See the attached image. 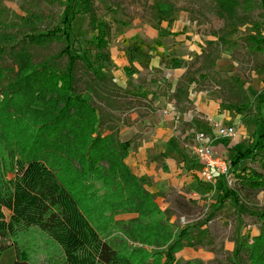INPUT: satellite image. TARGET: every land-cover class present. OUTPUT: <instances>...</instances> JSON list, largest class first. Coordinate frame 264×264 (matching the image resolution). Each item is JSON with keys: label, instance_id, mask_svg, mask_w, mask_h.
<instances>
[{"label": "trees", "instance_id": "1", "mask_svg": "<svg viewBox=\"0 0 264 264\" xmlns=\"http://www.w3.org/2000/svg\"><path fill=\"white\" fill-rule=\"evenodd\" d=\"M8 1L16 4L17 12L6 6ZM99 1L110 4L112 0ZM210 1L224 26L219 32L211 33L214 40L206 41L200 55H194L198 60L195 69L193 63L156 52V48L135 37L126 42L124 55L128 66L123 71L127 83L122 88L112 75L101 73L111 64L108 50L111 27L98 18L93 0H0V68L14 73V91H24L19 86L28 79L34 81L33 91L41 89L54 94L65 91L64 108L57 112L51 124L70 116H74L73 123L88 115L97 127V138H106L125 159L138 147L137 136L127 142L118 138L120 126L126 123V116L136 109L141 99L139 91L143 85L139 79L138 84L134 83L133 75L139 74L134 64L148 69L150 59L157 56L166 69H185L175 93L168 98L174 101L180 115L189 110L191 86L195 91H206L235 114H241L251 105L244 85L231 76L216 72L215 68L231 39L244 29L246 57L252 62L250 70L255 76L262 77L264 86V0ZM225 4L231 6L230 12L224 10ZM47 7L64 8L65 17L60 22L63 28L58 27L54 14L45 13ZM81 8L91 35L87 43L93 45L91 60L73 53L74 43L67 32ZM150 9L152 22L165 20L168 25L178 13L167 0H157L156 6H150ZM157 45L160 47L159 43ZM53 46L58 49L50 52ZM151 72L161 74L160 70ZM37 77L42 78L37 81ZM245 80L250 82L248 77ZM261 100L264 103V89ZM261 139L234 154L230 170L235 186L229 189L219 183V205L231 202L236 207H243L252 203L259 192H264V135ZM245 161L259 163L261 171L250 167L234 169ZM130 176L141 187L149 184L146 178H137L132 173ZM143 194L148 195L145 191ZM255 211L258 233L251 237L246 234L236 243L235 264H264V205ZM30 232L45 238L55 251L33 249L34 243L22 242ZM186 234L181 231L174 246L169 248L168 264L172 262L171 256L183 247H195L202 239H209L204 229H199L194 236ZM31 248L32 252L27 250ZM8 249L14 252L13 264H133L100 235L80 209L73 193L51 168L34 158L15 163L11 179L6 180L0 175V256Z\"/></svg>", "mask_w": 264, "mask_h": 264}, {"label": "rangeland", "instance_id": "2", "mask_svg": "<svg viewBox=\"0 0 264 264\" xmlns=\"http://www.w3.org/2000/svg\"><path fill=\"white\" fill-rule=\"evenodd\" d=\"M167 1L178 9L169 25L165 20L151 21L150 6H156L157 0H112L110 4L93 0L98 18L111 27L108 46L111 64L101 73L111 75L121 69V62L128 64L124 55L128 46L126 42L137 37L129 38L132 30H142L144 39L137 38L150 47L157 48L159 43L161 47L158 48L165 46L167 49L173 43L178 48L177 56H187L190 59L188 63H193L194 69L198 66L194 55H200L206 41L214 40L211 33L219 32L224 21L215 14L210 0ZM6 6L18 11L14 2L8 1ZM223 7L226 12L231 11L230 5L225 4ZM44 11L46 14H54L57 23L59 22L58 27L63 28L60 22L65 17L64 8L47 7ZM71 22L67 32L70 41L74 43L73 53L91 60L93 45L87 43L91 35L83 8ZM246 37L244 29L240 30V34L231 39L219 61L221 67L225 66L222 68L224 72H231L236 78L243 80L254 106L259 105L257 112L262 120L259 119L261 124L257 125L258 132L255 135L256 141H259L264 134V103L261 102L264 86L262 77L255 76L250 70L252 62L246 57ZM57 49L58 47L53 46L50 52ZM171 55H176L175 51L168 52L166 56ZM144 70L143 77L135 75L134 78L141 79L148 91L154 87L146 82L148 74ZM246 77L250 79L249 83H246ZM41 78L37 77L35 80L39 81ZM33 82L28 79L20 83L19 87L24 91H14V73L0 68L2 178L9 180L13 177V169L18 161L25 162L31 158L41 160L73 193L80 209L100 235L133 264H142L143 261L144 264L170 263L167 253L174 246L178 234L182 231L194 236L199 229L206 230L209 239H202L197 246L191 248L183 247L182 240L180 245L183 248L171 256V264L237 262L234 256L236 243L242 236L247 234L251 237L258 231L255 209L264 205V192H259L252 203L236 207L231 202L216 204L218 192L204 187L202 190L207 191V197L192 200L184 195L174 196L171 205L164 208L165 202L158 201L157 195L151 194L145 186L141 187L131 179V171L125 164L123 154L106 138H97V127L90 116L83 115L73 123L74 116L68 119L62 117L51 124L57 112L60 113L64 108L65 91H57L56 94L40 91L41 89L33 91ZM71 109L66 108L68 111ZM251 109V114L246 115L257 116ZM186 144L192 150L193 143L186 141ZM249 167L261 171L259 163H250ZM214 182L216 185L217 180ZM211 185L214 186V183ZM144 191L148 195H144ZM22 242L34 243L33 249L51 253L55 251L51 243L35 232L25 235ZM27 250L32 252V248ZM13 255L12 249L5 250L0 256V264H12Z\"/></svg>", "mask_w": 264, "mask_h": 264}, {"label": "crops", "instance_id": "3", "mask_svg": "<svg viewBox=\"0 0 264 264\" xmlns=\"http://www.w3.org/2000/svg\"><path fill=\"white\" fill-rule=\"evenodd\" d=\"M142 34V30H132L129 38L137 36L144 39ZM172 51H175L176 54L173 57L184 62L190 60L185 55L177 56L178 48L173 43L167 49L165 46L156 48V52L164 55ZM121 64V69L112 72L111 75L120 87L125 88L127 77L124 75L123 68L128 64L125 62H121ZM134 67L139 71V74L135 75L143 77L144 69L137 64H134ZM224 67H221L219 61L215 71L231 76L244 85L241 78H236L231 72H224L222 70ZM152 70H160L161 74L153 73ZM144 71L148 74L146 82L154 88L147 91L142 83V91H139L141 99H139L136 109L126 116V123L120 126L118 138L121 142H127L137 136L138 143L137 149L129 152L125 164L135 177L148 180L149 184L146 189L151 194L157 195L158 201L165 202L163 203L164 208L171 205V199L174 196L184 195L192 200L198 197H207V191L202 190L204 187L218 192L219 196L218 188L221 182L219 179H216L217 182L216 185L214 183V186L200 183L199 173L202 166L186 144V141H191L190 137L186 138V132L193 129L212 136L213 151L231 162L237 151H244L258 142L255 135L258 132L257 125L261 124L259 119L262 120L257 112L259 105L254 106L248 88L244 86L251 105L246 110L247 112L235 114L227 106H222L220 99L208 95L206 91H195L191 86L188 91L189 110L180 115L174 101H170L168 98L175 93L185 69H166L161 64L160 58L153 56L148 69ZM135 75H133V80L138 84V78H134ZM139 80L142 82L141 79ZM251 108L257 113V116L246 115L247 113L251 114ZM215 125L234 126L236 136L229 140L216 138L214 135ZM249 164V161H245L234 169H243L249 167ZM221 183L226 188L223 182ZM257 233L258 231L253 236H256Z\"/></svg>", "mask_w": 264, "mask_h": 264}, {"label": "built area", "instance_id": "4", "mask_svg": "<svg viewBox=\"0 0 264 264\" xmlns=\"http://www.w3.org/2000/svg\"><path fill=\"white\" fill-rule=\"evenodd\" d=\"M214 135L218 139L229 140L235 137L236 128L234 126L215 125ZM186 136L191 137L193 155L202 166L199 173L200 180L203 183L213 184L216 179H219L226 188H232L235 179L230 170V162L213 151L211 147L212 136L193 129H189Z\"/></svg>", "mask_w": 264, "mask_h": 264}]
</instances>
